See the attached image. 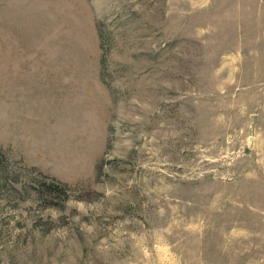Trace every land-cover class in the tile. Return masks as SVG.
Returning a JSON list of instances; mask_svg holds the SVG:
<instances>
[{"label":"rangeland","instance_id":"1","mask_svg":"<svg viewBox=\"0 0 264 264\" xmlns=\"http://www.w3.org/2000/svg\"><path fill=\"white\" fill-rule=\"evenodd\" d=\"M28 5L0 25V264H264V0Z\"/></svg>","mask_w":264,"mask_h":264},{"label":"crops","instance_id":"2","mask_svg":"<svg viewBox=\"0 0 264 264\" xmlns=\"http://www.w3.org/2000/svg\"><path fill=\"white\" fill-rule=\"evenodd\" d=\"M6 1V0H5ZM20 1V0H18ZM22 3H20V5L17 7L19 11H16L15 6H13V2H15V0H7L8 4H12L10 5V8L7 9V11H3L2 12V19H4V21L6 23H0V25H7L8 22H10V17L13 18V23L15 22V17L16 16H20L22 18H29L30 17V7L28 5V2L30 0H21ZM24 3V4H23ZM5 13V14H4ZM3 22V21H2ZM11 23V22H10ZM8 35H10L9 33H7ZM3 40H8V41H17L18 38L15 37H10V38H4ZM11 55H8L7 57H10ZM29 56V55H27ZM16 63L13 62L10 66H15ZM9 71H5L3 70L2 73H7ZM15 69L12 71V73H15ZM13 83H15V81H13ZM15 94L12 93L10 95V99L12 100L11 105L7 108V112H5V109L2 107H0V127L3 128V130H7V133L10 131L13 134L16 132V130L19 128V124H20V115H21V110L19 111V109H17L15 107ZM9 99V100H10ZM11 107V110H9V108ZM20 113V114H19Z\"/></svg>","mask_w":264,"mask_h":264},{"label":"trees","instance_id":"3","mask_svg":"<svg viewBox=\"0 0 264 264\" xmlns=\"http://www.w3.org/2000/svg\"><path fill=\"white\" fill-rule=\"evenodd\" d=\"M103 35H101V37H102ZM47 192H49V193H57V194H59V195H62V194H67L66 193V190H65V188L62 186L61 187V185H59V184H57V183H50L49 185H48V187H47Z\"/></svg>","mask_w":264,"mask_h":264}]
</instances>
